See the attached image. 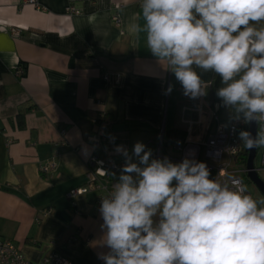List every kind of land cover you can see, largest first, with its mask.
<instances>
[{
	"label": "crops",
	"instance_id": "obj_1",
	"mask_svg": "<svg viewBox=\"0 0 264 264\" xmlns=\"http://www.w3.org/2000/svg\"><path fill=\"white\" fill-rule=\"evenodd\" d=\"M37 1L44 10L0 0V238L34 262L56 251L74 264H104L97 258L108 251L101 246L97 193L77 197L74 206L69 197L85 183L95 138L98 152L117 160L118 145L131 152L141 142L154 158L179 163L177 141L202 140L234 113L215 94L223 86L219 76L197 69L210 82L208 95L185 98L180 82L162 69L166 64L130 32L141 0ZM71 5L81 13L70 14ZM117 12L122 27L112 19ZM169 84L173 90L165 94ZM201 104L205 115L189 133L183 116L198 114L183 109ZM52 162L56 170L41 171Z\"/></svg>",
	"mask_w": 264,
	"mask_h": 264
},
{
	"label": "clouds",
	"instance_id": "obj_2",
	"mask_svg": "<svg viewBox=\"0 0 264 264\" xmlns=\"http://www.w3.org/2000/svg\"><path fill=\"white\" fill-rule=\"evenodd\" d=\"M129 30L166 64L185 96L206 97L210 82L197 69L213 72L231 119L264 126V0H141ZM172 90L169 84L165 94ZM238 139L248 151L264 147V131L253 137L241 130ZM145 149L141 142L131 152L115 148L124 164L101 197V246L108 251L99 260L264 264V198L254 199L241 181L210 179L203 161L185 156L174 163Z\"/></svg>",
	"mask_w": 264,
	"mask_h": 264
},
{
	"label": "built area",
	"instance_id": "obj_3",
	"mask_svg": "<svg viewBox=\"0 0 264 264\" xmlns=\"http://www.w3.org/2000/svg\"><path fill=\"white\" fill-rule=\"evenodd\" d=\"M26 3L32 4L37 10H44L45 8L37 0H26ZM122 4L116 5L119 9ZM70 14H80L81 10L76 6L71 5L69 8ZM114 23L118 27H122L123 19L119 12L112 16ZM16 33V30H14ZM24 67H20L18 70V75L22 76L24 74ZM120 78L118 77L117 80ZM183 93V88H181ZM185 98H189L183 94ZM194 110L198 114V119H187L183 116V121L188 124L189 133L192 131L193 126L201 122L205 115V110L203 105H199L196 108H191L185 106L183 109V114L186 110ZM211 118L214 120L219 119L218 112L216 109L211 110ZM233 128L235 131H233ZM241 130H249V124H244L242 121L236 122L230 120L227 124L222 122H217L214 131L208 133L202 140H193L188 137L184 141L179 140L175 143V148L181 152L180 161L188 156L191 159H196L197 161H203L207 164L210 170V179H218L221 182H228L231 185L232 180L241 181L244 185V176L247 175V159L249 151L244 148L242 142L238 139V133ZM260 131H264V126L259 128ZM160 145L157 156H160L164 135H161ZM95 152L90 157L87 163L86 180L81 186L73 188L69 192V197L72 200L74 206L75 199L79 196L86 195L91 192L97 193V203L100 205L101 197L107 196L112 190V185L116 182L114 176L120 172L121 166L124 164V158L121 160L115 159L112 155H103L98 152L100 148V142L97 138L94 140ZM246 160V161H245ZM107 170L109 174H104L101 170ZM257 172L264 169V149L262 153V163L261 167L257 168ZM57 169V163L52 162L48 165H43L41 171L44 173L53 171ZM254 199L255 198L251 192L247 191ZM51 212V208L45 213ZM0 264H74L73 261L56 252L52 251L47 254L38 262H34L29 259L18 244L10 239L0 238Z\"/></svg>",
	"mask_w": 264,
	"mask_h": 264
},
{
	"label": "water",
	"instance_id": "obj_4",
	"mask_svg": "<svg viewBox=\"0 0 264 264\" xmlns=\"http://www.w3.org/2000/svg\"><path fill=\"white\" fill-rule=\"evenodd\" d=\"M259 130V125L255 122L249 124V130L253 137L256 136L257 131ZM258 149L249 151L248 159H247V169H248V177L255 183L257 188L260 190L262 196L264 197V181L259 176V173L257 172L255 168V158L257 155Z\"/></svg>",
	"mask_w": 264,
	"mask_h": 264
},
{
	"label": "rangeland",
	"instance_id": "obj_5",
	"mask_svg": "<svg viewBox=\"0 0 264 264\" xmlns=\"http://www.w3.org/2000/svg\"><path fill=\"white\" fill-rule=\"evenodd\" d=\"M263 149H264V147L258 148V151H257V155L255 158V166L257 168L261 167ZM258 173H259V176L261 177V179L264 181V169H261ZM243 179H244V185L247 187V191L251 192V194L255 198L261 199L262 194H261L260 190L257 188L255 183L248 177V175H245Z\"/></svg>",
	"mask_w": 264,
	"mask_h": 264
},
{
	"label": "trees",
	"instance_id": "obj_6",
	"mask_svg": "<svg viewBox=\"0 0 264 264\" xmlns=\"http://www.w3.org/2000/svg\"><path fill=\"white\" fill-rule=\"evenodd\" d=\"M23 118H24V113H21V116H20V121H21V126H24L23 124H24V120H23ZM260 131V130H259ZM162 151V150H161ZM246 161V160H245ZM262 198H264L263 196H262ZM258 199V198H257Z\"/></svg>",
	"mask_w": 264,
	"mask_h": 264
}]
</instances>
